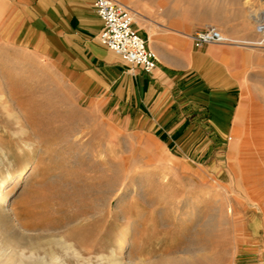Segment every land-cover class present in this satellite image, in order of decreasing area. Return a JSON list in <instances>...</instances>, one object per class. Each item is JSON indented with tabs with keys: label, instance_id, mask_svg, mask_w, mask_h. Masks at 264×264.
Segmentation results:
<instances>
[{
	"label": "rangeland",
	"instance_id": "1",
	"mask_svg": "<svg viewBox=\"0 0 264 264\" xmlns=\"http://www.w3.org/2000/svg\"><path fill=\"white\" fill-rule=\"evenodd\" d=\"M118 1L135 25L206 24L238 48L231 133L217 124L227 137L215 139L193 121L179 140L140 129L0 31V183L13 175L1 188L0 249L25 244L67 264H264V0ZM198 129L206 134L191 136Z\"/></svg>",
	"mask_w": 264,
	"mask_h": 264
},
{
	"label": "crops",
	"instance_id": "2",
	"mask_svg": "<svg viewBox=\"0 0 264 264\" xmlns=\"http://www.w3.org/2000/svg\"><path fill=\"white\" fill-rule=\"evenodd\" d=\"M136 24L158 57L150 73L125 63L100 41L103 21L95 0H0L1 36L8 38L3 42L72 79L103 108L113 103L138 128L169 130V137L172 133L178 140L190 131L182 132L181 126L191 121L206 122L215 139H225L216 125H227L231 133L241 98L233 69L238 48L216 43L195 49L193 35L206 24L191 22L177 33L156 16ZM219 26L234 36L227 26ZM200 107L205 114L198 113ZM202 133L198 129L191 136Z\"/></svg>",
	"mask_w": 264,
	"mask_h": 264
},
{
	"label": "built area",
	"instance_id": "3",
	"mask_svg": "<svg viewBox=\"0 0 264 264\" xmlns=\"http://www.w3.org/2000/svg\"><path fill=\"white\" fill-rule=\"evenodd\" d=\"M95 9L103 21L100 41L125 63L150 73L158 63L157 54L135 28V14L118 0H95ZM197 47L224 44L227 39L214 27H208L193 37Z\"/></svg>",
	"mask_w": 264,
	"mask_h": 264
},
{
	"label": "bare ground",
	"instance_id": "4",
	"mask_svg": "<svg viewBox=\"0 0 264 264\" xmlns=\"http://www.w3.org/2000/svg\"><path fill=\"white\" fill-rule=\"evenodd\" d=\"M133 13L135 14L134 11H133ZM262 19L264 21V18H262ZM21 131H22V134L25 135L26 132H27V129L25 127H23L21 129ZM29 146L30 145H28L27 148H29ZM29 167H30V165H27L25 167V170H22L20 172V174L17 175L16 177L14 176L15 178L18 179L17 182H20L21 180H23L22 174ZM12 179H13V175L11 173H9L8 176L4 180L1 181V183H0V194H1V190H2L1 188H3V186H5L6 184H8ZM5 201L6 200L3 199V197H0V210L1 209L2 210L4 209V205L3 204H4ZM3 212H6V211L3 210ZM10 217H7V218H10ZM119 232H121V233L118 234L119 235L118 237L121 239L123 236H125L126 234H128V233L131 232L130 231V227L127 228V229H120ZM60 241H62V240H60ZM62 244H64V248L66 249V252L67 251H70V250H73L74 251V255L77 258V260H80L81 259V254L73 247V245L71 243H68L66 241H62ZM47 258L44 257V256H40L39 249H36L33 246L28 247V245H25V244L21 245V247L18 248V249H12V250H9V249H0V264H67V262L64 261L59 255L58 256H56V255L53 256L52 255V257L50 258V261L47 260ZM110 262L112 264H123L121 262V260L118 259V258H116V257H111L110 258Z\"/></svg>",
	"mask_w": 264,
	"mask_h": 264
}]
</instances>
